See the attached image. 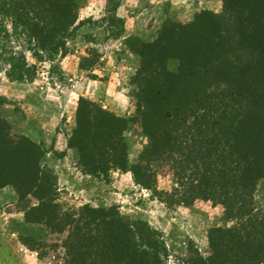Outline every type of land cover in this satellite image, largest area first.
I'll return each instance as SVG.
<instances>
[{
	"label": "trees",
	"instance_id": "trees-1",
	"mask_svg": "<svg viewBox=\"0 0 264 264\" xmlns=\"http://www.w3.org/2000/svg\"><path fill=\"white\" fill-rule=\"evenodd\" d=\"M78 5V0H0L1 60L16 80H33L35 67L24 52L10 55L1 43L10 35L1 25L10 21L14 31L26 34L38 60L40 53L53 60L66 53L75 35ZM263 24L264 0H226L223 14L204 12L189 25L169 22L155 41H139L132 49L142 60L134 81L140 88V118L152 141L131 168L135 180L151 189L156 176L150 161L175 158L178 178L189 182L191 196L220 190L229 217L238 219V227L224 230L220 243L238 245V264H264V220L251 218L247 200L264 179V45L255 42ZM171 62L178 63L177 72L169 69ZM1 103L6 101L0 98ZM2 122L0 117V190L11 186L22 201L38 200L26 214L28 223L61 233L69 228L66 264L166 263L161 236L142 221L90 206L65 217L55 204L53 171L43 165L46 150L27 138L13 142ZM127 128L126 119L81 99L68 139L80 169L103 176L130 171L123 140ZM194 264L219 263L214 257Z\"/></svg>",
	"mask_w": 264,
	"mask_h": 264
},
{
	"label": "rangeland",
	"instance_id": "rangeland-1",
	"mask_svg": "<svg viewBox=\"0 0 264 264\" xmlns=\"http://www.w3.org/2000/svg\"><path fill=\"white\" fill-rule=\"evenodd\" d=\"M78 4L75 35L66 53L53 60L42 53L38 60L29 50L26 34L14 31L10 21L1 25L10 35L2 45H7L10 55L21 57L24 52L36 72L33 80H16L2 62L5 53L0 49V98L6 101L0 106L1 128L15 143L27 138L44 147L43 165L53 171L56 183L55 204L68 219L85 206L113 208L161 236L168 255L165 264H194L214 257L219 264H238V245L220 243L224 230L238 227L220 190L191 196L189 182L178 178L175 158L150 161L156 176L151 189L137 184L131 171L152 143L140 118V88L134 81L142 60L132 49L140 46L139 41H155L169 22L189 25L204 12L223 14L226 0H78ZM227 6L232 8L233 3ZM257 29L255 42L264 45V28ZM129 39L135 44L131 48ZM169 69L177 72L178 63L171 62ZM81 99L128 121L123 140L130 171L112 170L103 176L80 169L68 139L76 127ZM247 200L251 218L260 223L264 179ZM37 205L32 196L22 201L11 186L0 190V264H66L69 228L61 233L44 223H28L26 214Z\"/></svg>",
	"mask_w": 264,
	"mask_h": 264
},
{
	"label": "crops",
	"instance_id": "crops-1",
	"mask_svg": "<svg viewBox=\"0 0 264 264\" xmlns=\"http://www.w3.org/2000/svg\"><path fill=\"white\" fill-rule=\"evenodd\" d=\"M123 18V17H122Z\"/></svg>",
	"mask_w": 264,
	"mask_h": 264
}]
</instances>
